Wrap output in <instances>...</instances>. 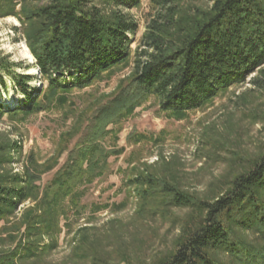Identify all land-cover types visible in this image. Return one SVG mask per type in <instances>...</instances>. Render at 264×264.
<instances>
[{"label":"trees","instance_id":"obj_1","mask_svg":"<svg viewBox=\"0 0 264 264\" xmlns=\"http://www.w3.org/2000/svg\"><path fill=\"white\" fill-rule=\"evenodd\" d=\"M139 1L19 0V10L10 13L24 25L26 45L46 86L31 89L30 75L15 72L12 64L0 60V82L4 83V73L25 98L21 106L0 104V114L30 113L63 103L66 93L81 90L126 63L129 35L136 33L137 23L123 9ZM194 1L198 0H151L156 14L133 51L131 74L97 106L80 141L43 189L49 218L64 210V199L71 204L79 201V184L91 183L105 172L108 156L122 150L114 142L117 129L109 126L132 115L149 97L157 101L160 112L180 120L264 65V0H213L206 10L179 9L180 3ZM107 135L114 142L110 148L103 141ZM130 138L133 143L154 140L140 133ZM35 180L31 174L20 186L0 180V221L30 197ZM127 181L137 193L147 186L141 190L145 195L161 193L172 207L204 213L198 226L158 264H217L212 252L226 254L235 264H264V154L212 201L148 173ZM49 218H43L45 229L51 226ZM39 223L28 217V238ZM245 232L252 239L244 238ZM35 241H19L14 250L0 254V264H18L13 257L41 252Z\"/></svg>","mask_w":264,"mask_h":264},{"label":"rangeland","instance_id":"obj_2","mask_svg":"<svg viewBox=\"0 0 264 264\" xmlns=\"http://www.w3.org/2000/svg\"><path fill=\"white\" fill-rule=\"evenodd\" d=\"M212 1L183 2L179 9L206 10ZM94 3L108 10L99 1ZM19 8V0H0V60L12 64L15 72L30 75L31 89L40 90L46 81L26 45L24 25L10 13ZM123 11L137 23L136 33L129 35L131 53L126 63L87 87L66 93L63 103L53 102L46 109L30 113L0 114V180L20 186L28 174L36 178L30 197L0 221V254L14 250L19 241L25 244L37 240L41 245L42 251L35 257H13L18 264H158L198 226L204 213L172 207L161 193L145 195L141 190L147 186L137 193L127 180L137 173H148L212 201L264 154L262 65L261 71L246 74L242 81L180 120L160 112L157 101L149 97L132 115L109 126L117 129L114 142L122 150L108 156L105 172L91 183L79 184V201L71 204L64 199V210L49 218L45 185L80 141L97 106L131 74L133 51L156 14L151 0H140ZM21 45L28 49L31 62L21 58ZM2 74L0 99L10 107L21 106L25 98ZM139 133L154 140L133 143L130 136ZM110 138L107 135L103 140L109 148L114 143ZM53 208L56 212V205ZM28 217L40 222L35 230H29V238L25 225ZM43 218H49V229L41 226ZM243 235L249 240L253 237L247 232ZM212 255L217 264H235L222 252Z\"/></svg>","mask_w":264,"mask_h":264},{"label":"bare ground","instance_id":"obj_3","mask_svg":"<svg viewBox=\"0 0 264 264\" xmlns=\"http://www.w3.org/2000/svg\"><path fill=\"white\" fill-rule=\"evenodd\" d=\"M8 21L13 22V20H11V19ZM21 47H22L21 51H20L21 58H25L31 62V56H30V53L28 52V49L26 47H24V45H21Z\"/></svg>","mask_w":264,"mask_h":264}]
</instances>
